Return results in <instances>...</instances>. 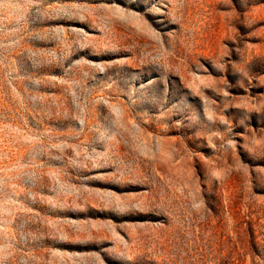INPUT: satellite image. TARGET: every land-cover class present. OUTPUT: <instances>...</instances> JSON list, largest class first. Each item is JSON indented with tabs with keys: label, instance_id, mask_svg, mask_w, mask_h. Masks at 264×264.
I'll return each mask as SVG.
<instances>
[{
	"label": "rangeland",
	"instance_id": "374dc122",
	"mask_svg": "<svg viewBox=\"0 0 264 264\" xmlns=\"http://www.w3.org/2000/svg\"><path fill=\"white\" fill-rule=\"evenodd\" d=\"M0 264H264V0H0Z\"/></svg>",
	"mask_w": 264,
	"mask_h": 264
}]
</instances>
